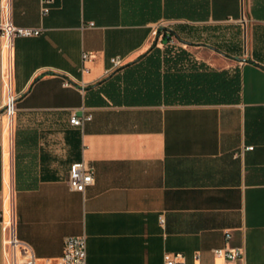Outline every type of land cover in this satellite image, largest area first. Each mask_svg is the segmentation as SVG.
<instances>
[{
	"label": "crops",
	"instance_id": "0c3cea01",
	"mask_svg": "<svg viewBox=\"0 0 264 264\" xmlns=\"http://www.w3.org/2000/svg\"><path fill=\"white\" fill-rule=\"evenodd\" d=\"M2 6L39 34L0 41V105L17 97L0 117V264L23 260L10 233L35 264L79 236L85 264H264V0ZM81 160L93 181L76 193Z\"/></svg>",
	"mask_w": 264,
	"mask_h": 264
},
{
	"label": "built area",
	"instance_id": "2783aa9c",
	"mask_svg": "<svg viewBox=\"0 0 264 264\" xmlns=\"http://www.w3.org/2000/svg\"><path fill=\"white\" fill-rule=\"evenodd\" d=\"M51 0H41L40 14L46 15L48 6ZM7 6H2L0 11V41H2L7 48H9L13 40L18 38H29L38 36L37 30L19 28L14 26L8 18ZM82 60L87 56L82 54ZM110 70H115L120 67V59L113 58L109 60ZM107 71L106 73H108ZM16 95L8 93L0 105V117L10 119L15 113V100ZM89 116L76 117L70 115L68 124L74 128H80L84 121L88 120ZM250 150V147L247 148ZM93 181V169L84 161L72 163L68 168L67 173V188L69 191L76 193H83L85 188L90 186ZM229 238L225 235V239ZM8 245L13 248L21 249L23 260L20 264H35L34 257L29 249L18 243L12 234H9ZM217 257L223 258L228 261H236L241 258V252L238 249H216L212 251ZM55 264H85V240L84 237H67L63 240L61 254ZM162 264H182L178 255H165Z\"/></svg>",
	"mask_w": 264,
	"mask_h": 264
}]
</instances>
